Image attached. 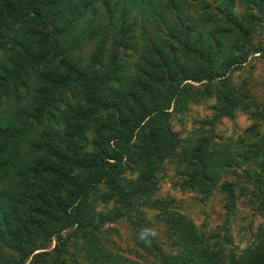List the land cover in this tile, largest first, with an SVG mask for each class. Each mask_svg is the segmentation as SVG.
<instances>
[{
  "label": "trees",
  "instance_id": "obj_1",
  "mask_svg": "<svg viewBox=\"0 0 264 264\" xmlns=\"http://www.w3.org/2000/svg\"><path fill=\"white\" fill-rule=\"evenodd\" d=\"M0 264H264V0H0Z\"/></svg>",
  "mask_w": 264,
  "mask_h": 264
},
{
  "label": "rangeland",
  "instance_id": "obj_2",
  "mask_svg": "<svg viewBox=\"0 0 264 264\" xmlns=\"http://www.w3.org/2000/svg\"><path fill=\"white\" fill-rule=\"evenodd\" d=\"M253 64H254L253 74H254L256 82H257L258 77L262 73V65H261L260 61H255V60L253 61ZM166 187H168V184H166ZM189 195L191 196V194H189ZM182 199L185 200V199H188V197L182 196ZM238 209L241 210L239 207H238ZM203 210H204V212H206V214L208 216V221H209L208 224L209 225L211 224V226L213 227L216 224H218V222L220 221V216H221V208H220V203L216 198H213L210 202H208ZM244 212H246L247 214L250 213L246 209L244 210ZM194 219H195V224L198 225L201 222L202 217L198 216V217H195ZM255 219H256V216H254L253 224H255ZM237 223L238 222L235 221L234 224L231 226L230 234L232 236V244L238 245L239 247H241L243 243H242V238L240 237V235L238 233V224Z\"/></svg>",
  "mask_w": 264,
  "mask_h": 264
},
{
  "label": "clouds",
  "instance_id": "obj_3",
  "mask_svg": "<svg viewBox=\"0 0 264 264\" xmlns=\"http://www.w3.org/2000/svg\"><path fill=\"white\" fill-rule=\"evenodd\" d=\"M158 235V233L155 230H144L141 231L139 235V239L144 242L146 245L151 243V240L148 239V237L155 238Z\"/></svg>",
  "mask_w": 264,
  "mask_h": 264
}]
</instances>
